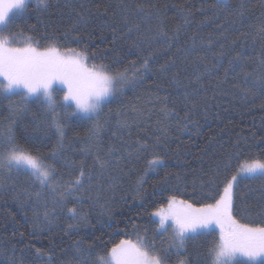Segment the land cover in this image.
Masks as SVG:
<instances>
[{"label": "trees", "instance_id": "obj_1", "mask_svg": "<svg viewBox=\"0 0 264 264\" xmlns=\"http://www.w3.org/2000/svg\"><path fill=\"white\" fill-rule=\"evenodd\" d=\"M262 29L264 0H40L14 12L0 33L16 34L20 45L28 37L41 47L56 39L85 52L89 66L102 63L114 73L135 61L140 71L134 81L129 71L97 116L57 109L62 141L42 99L25 104L18 94L0 93V133L10 128L56 169L53 191L27 171L0 168V264H48L49 256L50 264H99L121 240L145 238L165 264H207L214 228L178 252L151 213L172 195L196 206L212 202L208 182L235 172V160L224 170L229 154H264ZM145 57L147 71L140 68ZM54 96L59 103L63 91ZM154 154L163 163L146 171ZM98 159L107 161L103 168ZM81 165L92 180L69 193ZM235 205L241 222L264 221V179L242 178Z\"/></svg>", "mask_w": 264, "mask_h": 264}, {"label": "snow or ice", "instance_id": "obj_2", "mask_svg": "<svg viewBox=\"0 0 264 264\" xmlns=\"http://www.w3.org/2000/svg\"><path fill=\"white\" fill-rule=\"evenodd\" d=\"M219 2L222 4L223 0ZM26 3L27 0H0V25L7 28L12 14L16 11L22 12ZM138 10L143 11L142 8ZM159 34L171 39L163 31ZM89 59L85 52L61 48L56 39L41 47L38 42L33 43L32 38L28 37L20 45L16 34L0 33V93L18 94L25 104L33 98L42 99L47 111L51 113L52 126L62 141L64 125L57 109L74 116H97L107 98L117 92V86L128 82L129 71L133 72V81L135 74L140 71L135 61L123 71L113 73L102 63L89 66ZM260 66L259 83L264 87V59L260 61ZM140 68L148 70L149 57L143 59ZM57 84L64 86V95L59 103L54 96L60 90L55 87ZM68 109H72L71 113H68ZM137 146L139 149H148L147 142L141 143L138 140ZM58 147H62V143ZM57 154L53 150L51 158L55 159ZM241 155L238 150L229 154L224 165L225 172L232 167V161H236L235 172L230 177L226 175L220 183L215 179L208 182V186L214 189L207 197L212 202L196 206L189 200L178 199L172 195L168 197L167 207L160 206L151 213L152 217L158 218V233H165L169 227L172 228L171 240L178 252L184 248L188 239L215 226L219 235L207 250V264H244L243 260L238 259L241 257L252 262L259 259L260 264H264V221L241 222L234 215L235 190L239 181L242 178L264 179V154L245 156L243 159ZM44 159L18 143L10 128L6 135L0 133V168L27 171L42 187L48 186L55 191L53 180L56 169L53 165L44 163ZM97 162L101 168L107 163L99 159ZM162 163V159L154 154L148 161L146 171ZM216 171H220L219 165ZM85 179L90 182L92 176L90 172L86 174L81 165L75 179L67 182L68 192L83 187ZM68 212L75 215V209L69 208ZM45 255L40 249L36 250L37 259H42ZM50 262L49 256L48 264ZM99 264H165V260L155 252L154 245H148L145 238L135 242L121 240L106 255L99 257ZM178 264H190V261L180 259Z\"/></svg>", "mask_w": 264, "mask_h": 264}, {"label": "rangeland", "instance_id": "obj_3", "mask_svg": "<svg viewBox=\"0 0 264 264\" xmlns=\"http://www.w3.org/2000/svg\"><path fill=\"white\" fill-rule=\"evenodd\" d=\"M28 1H40V0H27V2ZM0 26H2V25H0ZM55 87L58 88V89H61L63 91V95H64V90H63L64 86L63 85L57 84V85H55ZM212 228H214V230L217 232V235H219L218 229H216L215 226H213ZM168 231L172 235V228L171 227L168 228ZM243 259H246V258H243Z\"/></svg>", "mask_w": 264, "mask_h": 264}]
</instances>
